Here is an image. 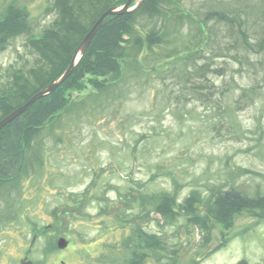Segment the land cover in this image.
<instances>
[{"label":"rangeland","instance_id":"374dc122","mask_svg":"<svg viewBox=\"0 0 264 264\" xmlns=\"http://www.w3.org/2000/svg\"><path fill=\"white\" fill-rule=\"evenodd\" d=\"M175 1L190 16L176 24L174 18L181 11L175 3L167 5V10L176 11L167 26L170 42L156 51L174 46L186 55L193 50L192 43L206 35L212 48L204 46L203 55L209 59L182 60L165 67V58L159 62L158 54L146 50L139 57L141 68L124 65L122 79L113 87L101 90L87 74L79 88L66 89L59 118L44 125L32 147L42 165L24 172L19 183L0 189V264H22L18 257L30 247L36 225L43 232L48 224L56 227L51 212L67 195L87 199L67 226L71 245H76V238L77 247L89 253L107 248L95 241L103 225L109 230L105 234L113 236L108 244L120 247V264H131L132 249L133 254L143 252L138 243L143 240L134 222L122 224L114 215L121 218L128 210L134 221L143 217L147 204L156 218L142 230L153 239L145 264H237L241 260L264 264V209L244 207L233 215L229 226L215 220L209 210L213 194L221 188L235 187L249 197L264 192V53L242 47L239 51L245 58H234L230 45L239 35L237 27L231 30L216 14H239L248 20L250 40L256 42L264 35V0ZM51 2L0 0V21L14 5L26 9L38 35L55 20L56 12L49 11ZM199 21L205 23L203 33ZM137 25L146 31L159 28L163 18L147 15ZM9 42L0 51V84L12 79L15 71L38 64L26 35ZM204 61L215 71L208 74L207 88L183 92L172 78L176 72L172 67L182 72ZM194 81L197 86L203 83L198 78ZM194 87L190 84L187 89ZM74 90L90 94L77 95L70 103ZM96 198L103 200L99 203ZM111 203L112 216L105 213ZM74 226L87 238L83 242L87 248L78 244ZM94 254L91 259L69 260L116 264L111 258L94 259L100 255ZM139 255L142 259L143 254Z\"/></svg>","mask_w":264,"mask_h":264},{"label":"trees","instance_id":"16d2710c","mask_svg":"<svg viewBox=\"0 0 264 264\" xmlns=\"http://www.w3.org/2000/svg\"><path fill=\"white\" fill-rule=\"evenodd\" d=\"M126 1L52 0L49 11L56 12L55 20L38 35L33 32L32 21L27 19V10L15 5L10 7L0 21V51L4 50L10 43L9 41L16 39L17 36L26 35L30 48L38 55V64L27 71H15L12 79L6 84H0V120L26 103L32 95L47 87L49 83L57 80L71 63L72 56L84 39L83 37L91 30L100 15L114 4L124 5ZM135 1L132 0L131 3L135 4ZM169 3H175L178 11L182 12H177L174 18L176 24H181L185 17L190 16L182 3L175 0H143L134 11L109 16L93 37V41L72 74L62 82V85L51 94L33 103L27 111L1 129L0 189H7L9 185L19 183L24 172L27 173L38 165H42L38 151H32L36 136L43 132L46 123H52L53 120L59 118L57 114L63 109L65 99H67L64 91L79 88L83 75H91L95 87L103 90L106 86L113 87L119 83L124 74V65L141 68L142 63L139 57L146 50L152 52L151 54H158L159 62L165 58L167 60L165 67L182 60L193 63L209 59L208 56L203 55L204 46L212 48L211 41L206 35L192 43L194 48L186 55H182V52L177 50L178 47L174 46L163 48L160 53L156 51V47L160 48L164 42H170L167 26L176 11L167 10ZM216 14L217 19L222 22L226 21L231 30L237 27L239 35L232 38L230 45L234 49V58L240 61L245 58L239 51L242 47L254 53H264V35H260L256 42H252L248 32V20L239 14L233 16L219 11ZM147 15L162 17L163 26L159 28L153 26L147 31L146 29L140 30L137 23L141 17ZM204 22L208 24L206 18ZM204 31L200 23V32ZM231 51H233L232 48ZM172 68L173 73L176 71L172 74V78L179 83L183 92L184 90L198 92L202 90L199 86L207 88L206 81L210 79L208 74L215 72L211 70L212 66L208 61L201 64L194 63L192 67L182 72L180 68ZM108 76H112L114 80L108 81L107 78H110ZM195 78L203 83L200 84L199 81L197 86ZM190 84L193 87L196 86L193 91L192 87L190 90L187 89ZM88 87L92 88L91 84H88ZM177 100L183 101L181 98ZM233 188H221L215 191L213 194L215 201L211 202L209 208L212 217L224 226H229L233 215L244 207L264 209V192H257L256 196L249 197L246 193ZM3 217L1 213L2 220H4ZM237 264L249 263L247 260H241Z\"/></svg>","mask_w":264,"mask_h":264},{"label":"flooded vegetation","instance_id":"af4514ba","mask_svg":"<svg viewBox=\"0 0 264 264\" xmlns=\"http://www.w3.org/2000/svg\"><path fill=\"white\" fill-rule=\"evenodd\" d=\"M92 189H89L88 191ZM98 199L99 198H96L95 201H98ZM85 200L87 199L75 198V196L67 195V197H65L63 201L60 202V204H58L57 207H55L51 212V217H54L55 224L57 223L55 225L56 227H54L53 224H48L46 226L47 228L46 231L43 232L40 228H38V225H36V229L34 231V234H33L34 236L32 238L33 240L30 244V247L25 249V252L19 255L18 261L22 262V264L23 263L24 264H48L50 261H51L50 264H74L72 260H69V258L73 259L75 257V258H79L82 260V257L83 258L89 257V259H91L93 256L96 255L94 253H98L100 255H97L96 257H94V259L95 258L97 259L106 258L105 260H108L111 258L112 262H115L116 264H120L118 262L119 260H121L118 254V250L120 247H117V245L115 244H108L111 242L110 239H113L112 238L113 236H111L110 234L109 235L105 234V232H109V230L105 231V228L103 225L101 226L100 230H97V232L100 233L99 234L100 236L96 234L95 241L97 242V244L99 242L102 243L107 248H104L102 250L100 249L94 253L92 252L93 251L92 250L89 253L87 249L82 250L81 249L82 247L81 248L77 247V239L75 237H74L75 239L73 240H76V245L74 244L73 246L69 242V241H72V238H71V233L67 232V226L69 225V223L71 224V220L77 218V216H74L73 214H77L80 211L79 209L77 210V208L78 206L84 205L83 203L85 202ZM101 200L103 199L100 198L98 202L100 203ZM113 208H114V205H112L111 203L110 206L106 207L105 213L110 214V216H112L113 214L111 213V211L113 210ZM161 208L163 212H166L167 209L165 210L163 206ZM142 210H144V212L146 211L143 217L137 218V220L135 219L134 221H131V215H130L131 213H129L128 210L127 211L125 210V212L123 211L121 213L122 214L121 218H119L118 214L114 215L117 220L121 219L122 224L134 222L133 224L136 225L140 229V230L138 229V231H140L141 239L143 241H139L138 243L143 248V252H135L133 254L132 251L134 249H132L130 256H129L131 257V260H130L131 264H145V260L147 259V256L149 255L148 252L151 250L150 243L153 242V239H151L149 234L147 233L145 234L144 232L146 231H142V230H144L145 227H147L148 225L150 226L151 225L150 222L156 217L153 216L152 214L153 212L151 211L149 204H147L145 209H142ZM168 211H169V208H168ZM169 212L172 213L171 211ZM101 214H103V211L101 212ZM158 214L162 218V214H160V212H158ZM162 222H165L163 218H162ZM63 224H65L64 229H63L64 226L61 227ZM135 231H136V228H135ZM81 232H82L81 230H79L77 227L74 226L73 234H75V236L80 239L78 244H83V242L87 240V238L84 237V235L82 236ZM130 241L131 240L128 241L129 243L128 246L132 248L133 246ZM37 242H39V244H37ZM91 243H94V242H91ZM93 246L94 245H92L91 247ZM34 247L36 251L33 250ZM87 247L88 246H85L83 244V248H87ZM35 252H36V256H34ZM140 253L143 254L142 259L140 258V255H139Z\"/></svg>","mask_w":264,"mask_h":264},{"label":"water","instance_id":"95a60500","mask_svg":"<svg viewBox=\"0 0 264 264\" xmlns=\"http://www.w3.org/2000/svg\"><path fill=\"white\" fill-rule=\"evenodd\" d=\"M132 0H128L123 7H117V6H112L105 10L101 17L92 25V29L86 34L84 37V40L82 41L81 45L78 47L76 53L74 54L72 58L71 65L64 71V73L61 74V76L57 79L54 80L48 85L47 87L41 89L39 92L35 93L32 95V97L24 104L19 106L16 110L13 112L9 113L6 117L2 118L0 120V131L2 128L6 127L8 123L12 122L15 120V118L19 117L22 113L27 111L30 106L35 103L36 101L40 100V98L47 96L48 94H51V92L55 91L57 88H59L62 85V82H64L71 74L76 65L80 62V59L83 57V54L87 51L88 46L91 44L93 41V37L97 33V31L101 28L103 25V22L111 15L114 14H125L127 12H131L136 10L142 3V0L135 6H131ZM202 27L205 29V23L201 22ZM77 95H83V92L80 91H75L71 93V101H73V98Z\"/></svg>","mask_w":264,"mask_h":264},{"label":"bare ground","instance_id":"6f19581e","mask_svg":"<svg viewBox=\"0 0 264 264\" xmlns=\"http://www.w3.org/2000/svg\"><path fill=\"white\" fill-rule=\"evenodd\" d=\"M142 1H143V0H142ZM141 3H142V2H141ZM114 5L117 6V7H120L119 5H116V4H114ZM101 15H102V14H101ZM101 15H100V17H101ZM114 15H117V14H114ZM98 19H99V18H98ZM104 22H105V21H104ZM104 22H103V23H104ZM102 26H103V25H102ZM102 26H101V28H102ZM101 28H100V29H101ZM91 29H92V28H91ZM100 29H99V30H100ZM99 30H98V31H99ZM98 31H97V32H98ZM44 128H45V127H44Z\"/></svg>","mask_w":264,"mask_h":264}]
</instances>
